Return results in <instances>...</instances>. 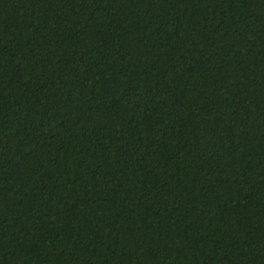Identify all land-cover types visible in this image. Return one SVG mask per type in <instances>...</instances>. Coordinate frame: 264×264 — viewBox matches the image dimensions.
<instances>
[{"label":"trees","instance_id":"obj_1","mask_svg":"<svg viewBox=\"0 0 264 264\" xmlns=\"http://www.w3.org/2000/svg\"><path fill=\"white\" fill-rule=\"evenodd\" d=\"M0 264H264V0H0Z\"/></svg>","mask_w":264,"mask_h":264}]
</instances>
